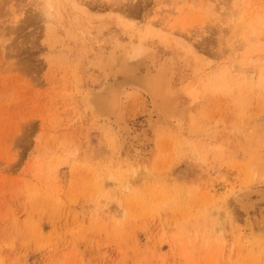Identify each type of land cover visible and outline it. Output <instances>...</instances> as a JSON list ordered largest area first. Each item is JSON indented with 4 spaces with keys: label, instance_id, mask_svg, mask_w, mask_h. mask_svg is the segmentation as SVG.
Here are the masks:
<instances>
[{
    "label": "rangeland",
    "instance_id": "1",
    "mask_svg": "<svg viewBox=\"0 0 264 264\" xmlns=\"http://www.w3.org/2000/svg\"><path fill=\"white\" fill-rule=\"evenodd\" d=\"M40 1L0 0V264H264V0ZM139 41L181 109L101 127L83 90Z\"/></svg>",
    "mask_w": 264,
    "mask_h": 264
},
{
    "label": "bare ground",
    "instance_id": "2",
    "mask_svg": "<svg viewBox=\"0 0 264 264\" xmlns=\"http://www.w3.org/2000/svg\"><path fill=\"white\" fill-rule=\"evenodd\" d=\"M40 2L42 3V6L38 5L40 6V11L43 12L40 13L43 14V16L46 15L48 18H51L50 11L53 9L54 1L42 0ZM73 3L80 7L84 2L82 3L78 2V0H73ZM163 29L165 30V28ZM140 41L139 43L123 45L124 47H119V45H117L118 43H116L117 46H111L109 50L107 49L108 51L103 57V63L95 65L94 68L104 73V79H106L105 81L107 82L100 90H95L96 88H85L83 90V107L93 123L98 124L101 127L106 125L117 129L120 133H124L128 124V119L126 120L125 117L126 108L129 105L126 104L127 96H141V98L143 96L148 100L150 108L145 123L151 126L149 127V130H153L157 126L169 125V121L177 117V113L180 111L181 107L177 101V97L172 91L174 68L172 61L169 58H165L164 61L158 59L156 52ZM112 43L115 44L114 42ZM248 62L251 63L250 60ZM241 71L245 72L248 75V78L255 79L254 70L247 71L241 69ZM259 74V79H264V72H259ZM134 107L135 106H133V108ZM131 152L133 153V156L140 153L138 150ZM250 196L252 197V194ZM239 197L246 200V198L249 197V193L242 191L240 192ZM244 204L247 206L249 205L248 202L247 204Z\"/></svg>",
    "mask_w": 264,
    "mask_h": 264
},
{
    "label": "water",
    "instance_id": "3",
    "mask_svg": "<svg viewBox=\"0 0 264 264\" xmlns=\"http://www.w3.org/2000/svg\"><path fill=\"white\" fill-rule=\"evenodd\" d=\"M137 87H139L137 84H135Z\"/></svg>",
    "mask_w": 264,
    "mask_h": 264
}]
</instances>
